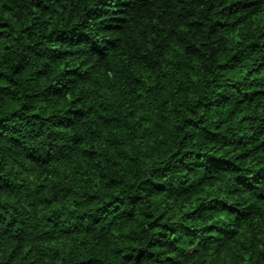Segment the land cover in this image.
<instances>
[{
  "label": "trees",
  "instance_id": "1",
  "mask_svg": "<svg viewBox=\"0 0 264 264\" xmlns=\"http://www.w3.org/2000/svg\"><path fill=\"white\" fill-rule=\"evenodd\" d=\"M0 264H264V0H0Z\"/></svg>",
  "mask_w": 264,
  "mask_h": 264
}]
</instances>
